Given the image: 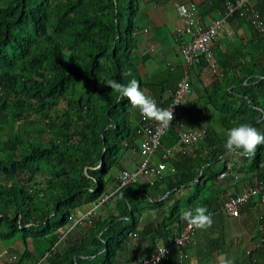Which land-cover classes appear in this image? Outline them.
<instances>
[{
  "label": "trees",
  "instance_id": "trees-1",
  "mask_svg": "<svg viewBox=\"0 0 264 264\" xmlns=\"http://www.w3.org/2000/svg\"><path fill=\"white\" fill-rule=\"evenodd\" d=\"M226 1L231 0L202 1L198 11L218 15ZM142 2L0 0V240L19 239L22 251L8 246L15 264H39L41 258L50 264H118L128 247L130 259L124 264H142L157 243L167 250L160 264H168L171 254L175 264H184L187 247L199 240L193 227L192 241L174 245L172 230L180 226L182 210L203 206L222 218V184L232 174L218 179L220 172L251 171L253 179L264 177V145L251 158L229 154L223 134L240 123L264 134V29L258 32L234 12L228 20L236 29L220 45L213 40L210 60L199 56L189 66L182 63L176 76L167 70L157 81H148L139 74V55L133 51L134 27L140 23L132 16L140 15ZM251 4L264 25V0ZM185 70L190 84L192 76L203 79L196 100L204 109L182 114L181 104L177 115L185 125L192 127L194 121L193 127L203 126L204 137L190 153L176 150L175 157L166 158L172 170L160 178L119 187L103 204L104 212L90 224L73 226L53 245L69 213L95 200L105 182L123 169L116 165L119 152L140 139L138 109L131 111L127 98L106 82L135 79L163 107ZM208 105L219 112V129L209 123ZM175 133L173 126L166 129L157 155L175 142ZM255 197L239 206V214L253 206L259 215L249 226L258 240L243 251L246 264H264V202ZM145 210L152 214L138 226ZM208 235L205 253L221 250L217 235ZM28 246L42 251L34 257ZM45 249L52 254L45 255Z\"/></svg>",
  "mask_w": 264,
  "mask_h": 264
},
{
  "label": "crops",
  "instance_id": "crops-1",
  "mask_svg": "<svg viewBox=\"0 0 264 264\" xmlns=\"http://www.w3.org/2000/svg\"><path fill=\"white\" fill-rule=\"evenodd\" d=\"M145 3L140 7V15L143 17L140 20V25L134 27L135 35H134V46L133 51L138 53V63H137V70L142 77L148 78V81H157L158 79L162 78L165 75L166 71H172V75H175V72L179 70V66L182 65V60L179 55L177 45L173 38L170 36L169 30L174 26H180V20L174 10L166 0H144ZM176 2H192L197 7L200 6V3L205 0H175ZM142 2V1H141ZM252 3V0H251ZM142 4V3H141ZM206 18L214 17L216 14L208 13L205 15ZM229 28L231 30L230 34H220L215 41L217 44L220 45V41L226 39V37L231 36L234 33L236 26L229 24ZM239 32V31H238ZM219 40V41H218ZM214 43V42H213ZM213 43L210 45V49L213 48ZM237 44V43H236ZM142 59V61H141ZM136 60V61H137ZM200 77V75H199ZM203 77V74H202ZM192 82H195L198 88H202L203 83L200 78H195L192 76ZM178 81V80H177ZM189 95V94H188ZM187 95V96H188ZM186 96V97H187ZM198 92L195 90L194 93L189 97H184L183 105L184 109L182 114L184 113H196L198 112L199 108V101H197ZM217 118V116H215ZM198 119V118H197ZM218 120V119H217ZM199 121L206 122L205 118H199ZM215 128L219 129V125H213ZM137 138H134L135 145L131 146L130 148L122 149L118 155V160L116 165L123 169H133L139 162L141 158V153L137 151ZM140 140V139H139ZM240 162V160L238 159ZM245 163V161H244ZM253 172L246 171V172H233L232 177L228 178L226 176L227 181L222 184V187L225 188V192L230 191H240L244 187L248 185L250 181H252ZM223 177V178H224ZM252 177V178H251ZM221 178V179H223ZM111 184V182L109 183ZM86 205L79 206L77 209L82 210L85 209ZM254 209L253 206L245 207L242 212L237 217H225L232 219L231 221L224 222V216L221 218L220 214L215 213L212 214V227L205 228V229H197L194 228L195 234L199 242H195L187 247V255L188 260L184 262V264H207L206 259L210 260V258H216L220 261L218 264H225V261L231 260L232 264H246V261L243 260V251L247 252L246 249H251L257 245V240L254 239L255 233L254 230H247L250 224L253 221V214H249V211ZM149 211V212H147ZM152 210H145L141 213V216L138 220V226H141L143 223V219H145V215L148 213L152 214ZM245 220H243V219ZM235 219V220H234ZM252 225V224H251ZM223 229V232H222ZM78 229L72 231L74 235H77ZM226 231V232H225ZM194 233V231H193ZM208 234L217 235L216 245L222 244V249L218 252L206 254L205 253V243L207 239H210ZM226 234L228 236H226ZM223 235V237H222ZM257 238V237H256ZM63 239V238H62ZM60 240V242L62 241ZM5 246L1 247L0 253L3 250L8 251V246H12L16 248L18 251H22L21 244L19 239L14 240L11 243H8L4 240ZM59 241L56 242V244ZM59 242V243H60ZM201 242H204L203 244ZM247 242L251 243L247 245ZM254 242L256 244H254ZM58 243V244H59ZM55 244V246H57ZM143 243H140V246ZM245 244V245H244ZM8 245V246H7ZM54 246V247H55ZM129 246V245H128ZM43 248V245H40ZM32 256L37 257L40 253L41 248L35 250V248L28 246ZM131 248H127L123 250V253L119 255L120 261L118 264H124L126 259H130L128 253H130ZM46 249L44 250L45 253ZM122 252V251H121ZM204 252V255H203ZM52 254V252H51ZM50 254V255H51ZM206 254V256H205ZM44 255V254H43ZM47 255V256H50ZM170 261L168 264H175L173 261L174 254H171ZM44 257V256H43ZM41 258V257H40ZM0 264H9L6 260L5 255H0ZM21 264H28V262H23ZM39 264H50L46 258H41Z\"/></svg>",
  "mask_w": 264,
  "mask_h": 264
},
{
  "label": "built area",
  "instance_id": "built-area-1",
  "mask_svg": "<svg viewBox=\"0 0 264 264\" xmlns=\"http://www.w3.org/2000/svg\"><path fill=\"white\" fill-rule=\"evenodd\" d=\"M181 6L186 10L184 13L180 11ZM224 7V11L220 16L202 21L197 18L192 19L194 14L193 7L186 8L184 5H177L179 13L184 17L181 20L182 26L173 28L171 33L174 35H179L180 33L187 34L186 40L179 39L178 42L181 59L187 66L197 62L200 55L204 56L206 59L211 58L209 46L220 34L230 33L226 22L227 18L234 12H238L240 16L249 20L250 24L258 32L263 31V21L252 7L249 0L229 1L225 3ZM190 15L191 19H186V17ZM188 89V76L187 72L184 71L176 88L171 92L169 91L171 97L164 107L168 109L172 108L174 116L172 122H176L174 115L175 108L184 94L188 92ZM140 119L143 125L140 128L141 131H138L141 132V139L137 147L138 151L141 153L139 162L133 169L116 170L113 177V187H110V189L106 193H103L97 200L90 202L85 209H73L67 217V230L83 222L90 224L96 216L99 206L119 187L143 179L152 182L154 179L160 178L165 171H171L172 169L168 166L165 159L175 157V148H177V151L183 152L187 145L202 138L205 133L203 128H187L178 121V123L176 122V125L179 126L176 144L173 145V147L163 148L157 155L156 151L160 146L161 138L165 134L167 128L160 127L153 120L144 119L142 115H140ZM152 154L155 155L156 160L151 158ZM224 174V172H221L218 176L221 177ZM252 195H256L255 198H258V201L264 202V177L262 179H253L240 191L227 192L225 199L219 206V210L227 216H237L239 214V206L246 200L252 199ZM180 223V226L172 230V239L174 245L177 246H183L190 242L193 235V228H190L186 221L181 219ZM59 238H61V235L58 236V239ZM158 247L164 246L161 243H157L153 252L142 260V264H155L154 257L158 255ZM52 250L53 247L50 248V251ZM50 251H46L45 255L49 254ZM3 254L6 255L8 263L15 264L16 260L14 254H9L8 252H4ZM163 258H165V255ZM161 259L159 260V264Z\"/></svg>",
  "mask_w": 264,
  "mask_h": 264
},
{
  "label": "clouds",
  "instance_id": "clouds-1",
  "mask_svg": "<svg viewBox=\"0 0 264 264\" xmlns=\"http://www.w3.org/2000/svg\"><path fill=\"white\" fill-rule=\"evenodd\" d=\"M231 1H233V0H231ZM249 1L251 3V0H249ZM166 2L169 3L172 7H174V10L176 11V14H177V16H178V18L180 20V23H181L180 26H174V27H172L169 30L170 36L173 38V40L175 41V43L177 45V49H178L179 39H181V40H186L187 39V34H185V33H180L179 35H174V34L171 33V30L173 28H176V27L179 28V27L182 26V21L181 20L184 17L181 13H179L177 5H184L186 8L193 7V9H194L193 13L194 14H193L192 19L197 18V19L202 20V21L203 20H207L209 18L218 17V16H220L223 13L222 12V13L214 16V17L206 18V16H202L199 13L198 7L192 2L182 3V2H176L175 0H166ZM226 2H229V1H226ZM225 3H224V5H225ZM224 5H223L222 11H224V8H225ZM180 11L182 13H184L186 10L181 6L180 7ZM228 18H227L226 25H227V28L229 29L230 33H231V30L229 28L230 27L229 26L230 21L228 20ZM186 19H191V15L186 17ZM190 22H191V20H190ZM212 43H213V41H212ZM209 49H210V46H209ZM178 52H179V49H178ZM179 55H180V52H179ZM200 56H202V55H200ZM180 57H181V55H180ZM211 57H212V54H211ZM208 60H210V59H208ZM182 63H183V61H182ZM211 67L213 69H215V65H211ZM185 71L187 72V70H185ZM187 76H188V73H187ZM179 79H178V81H179ZM178 81L176 82V86H177ZM106 83H107V86L110 89H112L115 93L119 94L120 98H122V99L123 98H127V100L132 105V107L138 109V111H139V120L140 121H141L140 115H142V117L144 119L153 120L162 128H168L170 126H173L174 129H175V132H176L175 133L176 134V139H177V133L179 131V126L176 125V122L178 123V121L181 122V124L183 126L187 127V128H191V129H193V128L194 129L195 128H203L204 131H205V128L203 126L190 127L188 125H185L181 121L180 117L177 115L179 106L181 104L183 105V103H184L183 102L184 97H186L189 94V89H188V92H186L184 94L183 98L177 104V106L175 108V112H174L176 122H172V120L174 118L172 108L171 109L164 108L167 105V103L169 102L170 99L168 100V102L163 107L160 106L159 102L157 101V99L155 97H153L150 94L146 93L144 90L143 91L141 90V88L139 86V83L135 79H132L127 84H123V83L117 82L116 80H108ZM188 84H189V88H190L189 76H188ZM168 91L171 92V90H168ZM137 133L140 134V139H141V132H137ZM223 134H224V137H225L224 147H225V150L227 151V153H229V154H239V155H242L244 157L251 158L252 156L255 155L258 146L264 145V134H262L260 131H258V129L256 127H254V126H252L250 124H247V123H240V124H237V125L229 128V129H227V130H223ZM204 135H205V133H204ZM204 135L202 136V138L204 137ZM202 138L198 139L197 141L201 140ZM176 139H175V142H176ZM197 141L187 145V147L185 148V150L183 152L182 151H178V152L190 153L192 151V149H193V147H191L192 144L197 143ZM139 142H140V140L137 143V147L139 145ZM175 142L171 145L172 147H173V145L176 144ZM123 144H125V142H123ZM171 146H167V147H171ZM175 150H177V148H175ZM137 151H138V149H137ZM152 159L156 160V158L155 159L152 158ZM223 172L225 173L223 176H221V177L218 176L221 172L217 175L218 179H221L222 177L227 176V174H229V173L233 174V171H231V170L223 171ZM254 179H256V178H254ZM143 180L147 181L146 179H143ZM139 181H142V180H139ZM135 182H137V181H135ZM110 187H113V180L111 181V184H108L107 191L110 189ZM107 191H102L101 194L95 200H97L103 193H106ZM107 200H105L99 206V208L97 210V214L93 218V220L97 217V215L100 212H102V211L104 212L102 206ZM92 201H94V200H92ZM92 201H90V202H92ZM88 204H84V205H86V207H87ZM218 211L221 212L219 209H218ZM222 214H224V213H222ZM225 216H227V215H225ZM237 216H239V214ZM237 216H229V217H237ZM180 218L182 220L186 221L187 225L190 228L194 227V228H197V229H205V228L211 227V225L213 223L211 215L208 212V209L206 207H203V206H197L195 208H189L187 210H182V214H181ZM259 228H261V226H259ZM71 230L72 229L67 230V223H66V225H64L63 229L61 231L57 232L58 235H57L53 245L57 241H59L60 239L64 238L66 233L68 231H71ZM60 235H61V238L58 239V236H60ZM260 240H261V238H260ZM53 245H52V247H53ZM4 252H8V251L7 250H3L0 253V255L1 256L5 255V254H3ZM157 252H158V255L154 257L155 264H159V260L161 258H163L164 255H166V248L165 247H158ZM5 257H6V255H5ZM6 260H7V258H6ZM218 260L219 259H216L214 257V258H210V260L208 259V262L211 263V264H218L220 262ZM225 264H232V261L231 260H227V261H225Z\"/></svg>",
  "mask_w": 264,
  "mask_h": 264
},
{
  "label": "rangeland",
  "instance_id": "rangeland-1",
  "mask_svg": "<svg viewBox=\"0 0 264 264\" xmlns=\"http://www.w3.org/2000/svg\"><path fill=\"white\" fill-rule=\"evenodd\" d=\"M140 1H142V0H140ZM143 5V2H142V4H141V6ZM137 11V10H136ZM133 19H134V22H140V20H142L143 19V17L141 16V15H139V13H138V11L136 12V13H134L133 14ZM198 88V86H197V84L195 83V82H191V84H190V88H189V95L186 97V98H189L193 93H194V91L196 90ZM60 107H61V104H60ZM197 107L199 108V110H203L204 108H203V106H200V105H197ZM208 107H209V111H210V115H211V119L209 120V123L211 124V125H215V124H219V121L216 119V117L215 116H217L218 114H219V112L217 111V110H214L210 105H208ZM203 108V109H202ZM130 110L131 111H133V110H136L135 108H130ZM189 113H191V112H189ZM188 113V114H189ZM192 114V113H191ZM190 125H192V127H193V125H194V121H191V123H190ZM247 161H249V160H247ZM220 164L218 163V164H216L215 165V167L217 168V170L220 168ZM114 167L112 166V168L111 169H113ZM108 184H109V181H107V182H105V185H104V188L102 189V191H107V189H108ZM145 204V203H144ZM249 214H253L254 215V217L253 218H255V216H259L258 215V212L256 211V210H254V209H251L250 211H249ZM225 217V216H224ZM226 217H229V216H226ZM224 218V222L226 221H231L232 219H229V218ZM234 218V217H233ZM243 219V218H242ZM235 220V219H234ZM243 220H245V219H243ZM247 230H249V227L248 228H246ZM226 232V231H225ZM229 235V234H228ZM227 234H226V236H228ZM16 237H14V238H12V240L13 239H15ZM251 243H249V242H247V245H250ZM254 244H256L255 242H254ZM245 245V244H244ZM3 246H5V244H4V242H2V240H0V249H1V247H3ZM8 246V245H7ZM250 249V248H249ZM249 249H246V250H249Z\"/></svg>",
  "mask_w": 264,
  "mask_h": 264
}]
</instances>
